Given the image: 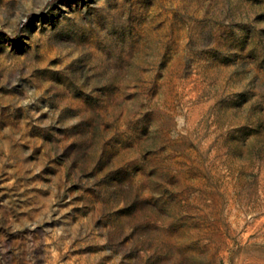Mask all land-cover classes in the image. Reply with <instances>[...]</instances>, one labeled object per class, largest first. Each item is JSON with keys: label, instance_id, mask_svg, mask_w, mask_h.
I'll use <instances>...</instances> for the list:
<instances>
[{"label": "clouds", "instance_id": "clouds-1", "mask_svg": "<svg viewBox=\"0 0 264 264\" xmlns=\"http://www.w3.org/2000/svg\"><path fill=\"white\" fill-rule=\"evenodd\" d=\"M0 90V264H264V0H0Z\"/></svg>", "mask_w": 264, "mask_h": 264}, {"label": "rangeland", "instance_id": "rangeland-1", "mask_svg": "<svg viewBox=\"0 0 264 264\" xmlns=\"http://www.w3.org/2000/svg\"><path fill=\"white\" fill-rule=\"evenodd\" d=\"M58 61V57L53 55H50L47 58V63L43 66L42 70L43 71H48V65L50 64H54ZM218 79L222 80L224 82L225 85H227V82L231 79V74H230V70H226L224 72H222L220 74V76L218 77ZM2 91V90H0ZM236 95H244V93H235ZM11 109V104H0V118H3V121H7V119L9 118V116L12 115V113L10 112ZM15 118L19 119L22 115V109L21 108H16L15 109ZM116 117L114 114L109 113L108 116V123H107V127L110 128L111 124L115 121ZM4 126H6V123L4 124ZM109 138H111V134L109 133ZM24 147H27V144L24 145ZM0 155H2V153H0ZM103 157V154H101V158ZM132 160V154H125L124 156L121 157H117L116 159L113 160V167L111 172H118L120 171L125 165L126 163L131 162ZM10 167V166H9ZM111 172L109 174H111ZM0 175L3 176H8L9 173H0ZM16 186V182H13L11 180H5V179H0V193H3L5 191V188H15ZM73 189L77 188V185H73L72 186ZM147 193H145V196L147 197ZM4 196H0V200L4 199ZM79 198V197H77ZM125 209L123 208V206L118 210V211H124ZM99 223V221H98ZM144 227V226H141ZM129 237H125V240H128ZM103 247H106V245H101V244H97V245H89L88 247L82 248V249H76L73 252L74 256H78L81 258L80 260V264H102V260L106 259L102 258L101 262H97L94 258L95 253L98 252L100 249H102ZM130 250L127 252V258H131L134 255H136V249L133 245H129ZM85 253H93V258L91 260V262L89 261L88 257L85 256ZM67 255V253H66ZM52 256L53 259H55L57 261V264H60L59 262V257L58 254L53 251L52 252ZM72 264H76V261H73Z\"/></svg>", "mask_w": 264, "mask_h": 264}]
</instances>
